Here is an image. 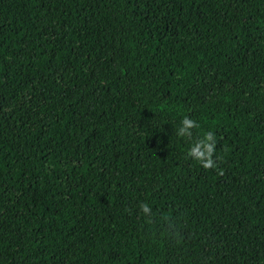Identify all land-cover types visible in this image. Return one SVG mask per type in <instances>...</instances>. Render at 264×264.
<instances>
[{"label":"trees","instance_id":"obj_1","mask_svg":"<svg viewBox=\"0 0 264 264\" xmlns=\"http://www.w3.org/2000/svg\"><path fill=\"white\" fill-rule=\"evenodd\" d=\"M0 264H264V0H0Z\"/></svg>","mask_w":264,"mask_h":264},{"label":"clouds","instance_id":"obj_2","mask_svg":"<svg viewBox=\"0 0 264 264\" xmlns=\"http://www.w3.org/2000/svg\"><path fill=\"white\" fill-rule=\"evenodd\" d=\"M181 126L177 130V135L180 137H187L191 140L193 136L192 129L199 128V124L185 116L181 120ZM216 148V138L212 132H205L203 137L195 140L193 146L188 150V157L199 162L204 169H217V163L213 160V155ZM140 211L143 214L147 224L152 222L155 214L152 212L148 204H141Z\"/></svg>","mask_w":264,"mask_h":264}]
</instances>
